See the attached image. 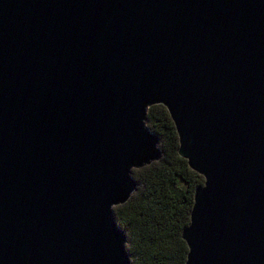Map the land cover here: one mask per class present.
<instances>
[{"label": "water", "instance_id": "water-1", "mask_svg": "<svg viewBox=\"0 0 264 264\" xmlns=\"http://www.w3.org/2000/svg\"><path fill=\"white\" fill-rule=\"evenodd\" d=\"M156 104L203 178L182 264H264V0H0V264H130Z\"/></svg>", "mask_w": 264, "mask_h": 264}, {"label": "trees", "instance_id": "trees-1", "mask_svg": "<svg viewBox=\"0 0 264 264\" xmlns=\"http://www.w3.org/2000/svg\"><path fill=\"white\" fill-rule=\"evenodd\" d=\"M145 124L158 138L160 157L131 169L135 189L126 202L112 208L113 217L125 233L130 264H182L181 231L203 178L178 155L172 120L157 104L148 107Z\"/></svg>", "mask_w": 264, "mask_h": 264}]
</instances>
